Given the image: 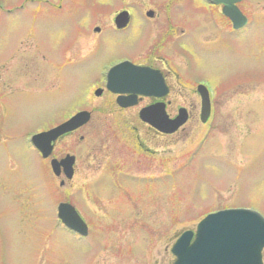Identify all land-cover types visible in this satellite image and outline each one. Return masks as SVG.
<instances>
[{
  "label": "rangeland",
  "instance_id": "374dc122",
  "mask_svg": "<svg viewBox=\"0 0 264 264\" xmlns=\"http://www.w3.org/2000/svg\"><path fill=\"white\" fill-rule=\"evenodd\" d=\"M239 5L249 24L234 32L205 0H0V264H173L177 238L209 212L264 211V0ZM90 6L134 7L139 22L118 34L110 28L113 9L97 18ZM150 9L152 22L144 18ZM187 20L201 25L184 45L191 70L219 92L206 124L170 44ZM97 41L115 52L95 59ZM123 56L164 62L169 109L193 112L177 132L160 133L136 108L111 99L89 101L103 64ZM80 108L94 115L57 143L60 157L77 155L76 176L62 186L31 136ZM106 146L122 150L112 155ZM60 200L81 206L89 236L59 225Z\"/></svg>",
  "mask_w": 264,
  "mask_h": 264
},
{
  "label": "water",
  "instance_id": "95a60500",
  "mask_svg": "<svg viewBox=\"0 0 264 264\" xmlns=\"http://www.w3.org/2000/svg\"><path fill=\"white\" fill-rule=\"evenodd\" d=\"M211 1L224 4V13L231 17L236 28L247 23V17L237 6V3L242 0ZM148 14L153 15L154 12L151 11ZM127 19V13L123 14L120 18L121 23H126ZM143 92L150 93L147 89ZM141 117L156 128L168 133L176 131L187 120L186 116L170 119L159 105L144 109ZM89 119V112H81L65 124L34 136L33 142L45 156H48L51 153L48 146L53 139L83 125ZM208 119L209 116L203 117V121ZM73 161V157L62 162L53 160L55 172L61 174V166H64L66 174L72 177L74 174ZM60 216L67 225L87 234V225L73 206L61 204ZM193 237L194 231L188 230L178 239L173 248V252L178 256L175 264H262L264 218L256 211L228 209L212 213L199 224L195 241Z\"/></svg>",
  "mask_w": 264,
  "mask_h": 264
},
{
  "label": "flooded vegetation",
  "instance_id": "af4514ba",
  "mask_svg": "<svg viewBox=\"0 0 264 264\" xmlns=\"http://www.w3.org/2000/svg\"><path fill=\"white\" fill-rule=\"evenodd\" d=\"M60 6H63V5H60ZM85 7H88V5L85 4ZM90 8H91L92 13L97 18L105 16L106 14L109 13V11H111L113 9L112 8V9H110L108 11H104V10L102 11L98 6H95V7L90 6ZM125 10H128L131 13L130 20H129V23L124 28H120V27H118L116 21L118 19L119 14L122 11H125ZM112 12H113V16H111L112 17V23L110 24V28L112 29L113 32L115 31L118 34H123V33L127 32V31H130L136 25V23L139 22L138 15H137L136 9L134 7H130V8L128 7V8L122 9V10L113 9ZM154 17H155V15L154 16L144 15V18L147 21H149V22H152L154 20ZM147 21H145V22L147 23ZM203 22H204V20H203ZM197 23L198 22H196V21L192 22V21H188L187 20V22H181L180 24H178L177 28L180 31V35L173 36L170 44H171L172 50H174V55L177 54L179 56V58H181V62L185 63V65H186L185 66V68H186L185 69L186 70V77L188 78V80L192 84H194V86L196 88V92H197V94L199 96V117L201 118L202 115H203V95L200 92V85H201L200 81L202 79H207V78L203 77V76H200V74L197 75L196 73H194L191 70V68L193 67V65L191 64L193 56L189 52V49L184 47V45L188 41V36L192 32V28L194 26L201 27V25L199 26V25H197ZM204 23H209V22L207 21V22H204ZM210 28H214V26L211 25ZM205 30L206 29H204L202 32L205 33ZM103 31L104 30L101 28V30L98 33L102 34ZM234 32H236V31H234ZM199 42H201L203 44H207L205 42V38H203L202 35H201V38L199 39ZM97 45H99V41H97ZM108 50L115 52L114 47L106 48V47L97 46L96 49H95V52H94V58L95 59L102 58L103 56H105V54H107ZM129 50H132V49L130 48ZM126 51H128V50L125 49L123 52H126ZM117 54H120V53H117ZM126 59L129 60L133 64L132 65L127 64L125 67H123L120 70L115 71V73H114V78L117 81L120 82L119 85H118L119 88H122V86L125 85L126 81H132V80H138L139 82H141V81L144 82L145 81V77L147 75L146 71L144 70V71H138L137 72V71L134 70L136 66H140V67H148V68L152 69L154 71V75H155L158 83L160 85H165V87H166L165 89L167 90V93L165 95H163L162 97H159V96H147V95H144V94H141V93H137L136 96H132V98H131V99H135L136 100L137 103L135 105L130 106V107H123L122 105H120L119 104V99L120 98L129 97V96L133 95L134 92L133 91H115V90H112V89H110L108 87V82H109V76H110V73H111V68L113 66L125 61ZM79 60H84V59L80 58ZM163 64H164V62L161 61V60L159 62H143V61L136 60L134 57H131V56H123L121 58L110 60V62L104 63L103 64L104 68L100 69V75L98 77H96L91 83L92 88H93V90H92L93 96H90L89 101L93 103L95 100H97L95 98L100 99V98L105 97V98L111 99V101H113L117 105L118 108H121V109L136 108L138 110V113L140 112V110L142 108L160 102V103H165L166 104V110H167L168 114L171 117H173V118H175L180 113L181 109H186V113H187L188 118L190 120L192 118V116H193V112H192V110L189 107L180 106L178 108L177 113H173L169 109L170 102H172L170 97L173 94V87H172V83H171V80H170L169 71L166 70V68L163 67ZM214 89H215V95L213 96V98H211L212 116H213V113H214V103L217 102L218 95H219L218 94L219 92L217 91V88H214ZM98 91H100V92H98ZM148 100H151V101L145 104V102L148 101ZM81 110H90L92 112L91 120L93 119L94 112H93L92 109H90V108H80V109L76 110L73 114L65 116V118L63 120L59 121L58 123H56L54 125H50V126H48L46 128H43L42 130H49V129H52V128L58 126L59 124L65 122L66 120H68L70 117H72L73 115H75L76 113H78ZM81 128H79V129H77L75 131L69 132L67 134H64L63 136L59 137L54 142L53 152H52L51 157L46 158V159L43 158V159L44 160H49V162H51V159H53V158L62 159L66 155L72 154V155H74L76 157V162H77V155L73 154V153H70V152H67L66 155L63 156V157H60L61 154L59 155L57 153V149H58L57 143L59 141L63 140L65 136L78 132ZM106 147H107V149L109 151H111L112 155H119L120 151L122 150L120 146H106ZM36 151L38 152L39 156L41 157L42 156L41 153L38 150H36ZM75 176H76V165H75V175H74V177ZM74 177H73V179H74ZM57 178H60V182H61L65 177L64 176H60V177H57ZM65 185H66V183L64 185H62V186H65ZM126 193H127V196H128V194H130L128 192H126ZM111 194H113V196L116 199L122 197V196H118V194L116 192H111ZM121 194L123 196H125L124 195L125 193L123 194V192H122ZM94 195H95V198L99 201L100 198L97 197V193L96 192H95ZM60 201H69V200H60ZM69 202L74 203L71 200ZM74 204H76L79 207L78 203H74ZM58 222H59V220H58ZM59 225H62L61 222H59ZM93 262H94V260L91 261V263H93ZM263 264H264V251H263Z\"/></svg>",
  "mask_w": 264,
  "mask_h": 264
}]
</instances>
